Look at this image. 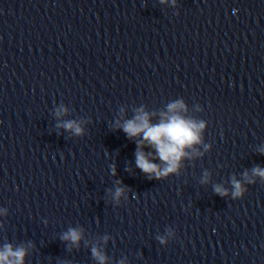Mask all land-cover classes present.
Segmentation results:
<instances>
[{
  "label": "clouds",
  "instance_id": "obj_1",
  "mask_svg": "<svg viewBox=\"0 0 264 264\" xmlns=\"http://www.w3.org/2000/svg\"><path fill=\"white\" fill-rule=\"evenodd\" d=\"M164 2V0H161ZM185 109L183 102H176L168 106L167 113H161V120L158 124L150 123V114L145 112L143 108L136 111L132 119L126 120L121 125L123 131L129 139L137 138L142 135V139L137 140V148L135 151L136 166L149 177L160 179L174 173L180 166L181 160L188 156L187 149L193 148L194 145L201 142V131L205 127L204 123L196 122L191 119H185L179 114L181 110ZM64 111V110H62ZM60 112L57 113L59 115ZM64 128L73 130L75 134L79 135L82 132L80 126L74 122L69 121L63 125ZM145 146L151 147L155 150V157L152 152L146 153ZM151 158V159H150ZM158 158L160 164L153 163L152 159ZM255 176L264 178V169L256 167L252 169ZM113 174H115L113 172ZM245 179L249 183L253 182L248 179L245 173ZM204 182H207L206 179ZM233 197L242 195L244 189L239 181L235 178L232 180ZM123 189L117 188L115 196H121ZM215 192L218 195H227V190L217 185ZM64 240L71 241L73 244H78L81 239V232L76 229H70L63 236ZM161 239V243H163ZM94 257H96L100 264H104L105 256L96 248L92 249ZM26 251L24 248L13 249L11 245H6L4 249L0 250V264H24V257Z\"/></svg>",
  "mask_w": 264,
  "mask_h": 264
}]
</instances>
